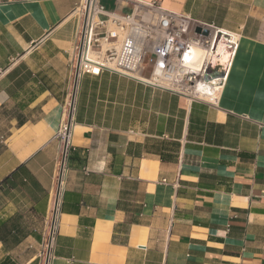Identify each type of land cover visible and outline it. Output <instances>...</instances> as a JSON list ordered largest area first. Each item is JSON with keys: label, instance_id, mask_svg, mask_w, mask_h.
<instances>
[{"label": "crops", "instance_id": "obj_1", "mask_svg": "<svg viewBox=\"0 0 264 264\" xmlns=\"http://www.w3.org/2000/svg\"><path fill=\"white\" fill-rule=\"evenodd\" d=\"M80 1L0 0V264H42L67 116L50 264H264V0H162L240 37L214 103L109 70L75 88Z\"/></svg>", "mask_w": 264, "mask_h": 264}, {"label": "built area", "instance_id": "obj_2", "mask_svg": "<svg viewBox=\"0 0 264 264\" xmlns=\"http://www.w3.org/2000/svg\"><path fill=\"white\" fill-rule=\"evenodd\" d=\"M76 16L79 27L71 62L75 88L84 74L100 75L109 70L190 100L214 103L239 49L238 35L167 9L162 0H135L126 14L107 12L100 0H81ZM199 26L201 32L197 31ZM198 46L207 53L199 72L190 64L193 49ZM146 61L152 63L149 76L145 75ZM203 87L212 92L204 93L200 90ZM72 110L71 102L68 113ZM56 138L61 146L56 193L61 196L73 150L70 116ZM56 233L57 215L53 210L39 253L42 264L51 262Z\"/></svg>", "mask_w": 264, "mask_h": 264}, {"label": "bare ground", "instance_id": "obj_3", "mask_svg": "<svg viewBox=\"0 0 264 264\" xmlns=\"http://www.w3.org/2000/svg\"><path fill=\"white\" fill-rule=\"evenodd\" d=\"M239 39H240V37H239ZM206 57H207V53L205 52V50L202 47H199V46L195 47L193 49L192 57L190 59V64L193 67V69L196 70L197 72H199V70H201L203 61L205 60ZM77 86H78V84H76V88H77ZM200 90L203 91L204 93L212 92V89L211 88L208 89L207 87H203ZM65 147H67V141L65 142ZM58 199H60V195L55 193L54 212L56 215L59 212V200Z\"/></svg>", "mask_w": 264, "mask_h": 264}, {"label": "water", "instance_id": "obj_4", "mask_svg": "<svg viewBox=\"0 0 264 264\" xmlns=\"http://www.w3.org/2000/svg\"><path fill=\"white\" fill-rule=\"evenodd\" d=\"M197 31H198V32H201V31H202V27L199 26V27L197 28Z\"/></svg>", "mask_w": 264, "mask_h": 264}, {"label": "rangeland", "instance_id": "obj_5", "mask_svg": "<svg viewBox=\"0 0 264 264\" xmlns=\"http://www.w3.org/2000/svg\"><path fill=\"white\" fill-rule=\"evenodd\" d=\"M149 61H150V60H149ZM149 61H148V62H149ZM68 108H69V106H68Z\"/></svg>", "mask_w": 264, "mask_h": 264}]
</instances>
